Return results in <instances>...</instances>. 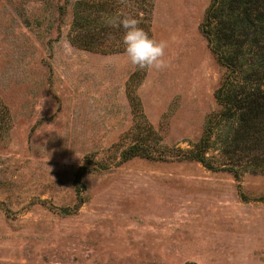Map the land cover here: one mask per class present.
I'll return each mask as SVG.
<instances>
[{
	"label": "rangeland",
	"instance_id": "1",
	"mask_svg": "<svg viewBox=\"0 0 264 264\" xmlns=\"http://www.w3.org/2000/svg\"><path fill=\"white\" fill-rule=\"evenodd\" d=\"M77 1L0 0V264H264V169L207 142L209 0H154L164 71L72 44Z\"/></svg>",
	"mask_w": 264,
	"mask_h": 264
},
{
	"label": "trees",
	"instance_id": "2",
	"mask_svg": "<svg viewBox=\"0 0 264 264\" xmlns=\"http://www.w3.org/2000/svg\"><path fill=\"white\" fill-rule=\"evenodd\" d=\"M153 8L154 0H79L73 5L69 40L102 52L125 51L124 30L103 21L121 13L132 15L152 36ZM200 29L223 67L214 93L220 109L208 118L207 142L214 125L226 126L227 153L264 169V0H209ZM5 112L0 101V127ZM135 146L127 149L128 156L136 153ZM191 156L213 167L205 151L198 149Z\"/></svg>",
	"mask_w": 264,
	"mask_h": 264
},
{
	"label": "clouds",
	"instance_id": "3",
	"mask_svg": "<svg viewBox=\"0 0 264 264\" xmlns=\"http://www.w3.org/2000/svg\"><path fill=\"white\" fill-rule=\"evenodd\" d=\"M126 4L127 0H120ZM106 26L122 28L125 53L131 64L139 70L164 71L170 66L166 58L168 43L150 36L144 28L140 27L141 21L132 15L119 14L103 21Z\"/></svg>",
	"mask_w": 264,
	"mask_h": 264
}]
</instances>
